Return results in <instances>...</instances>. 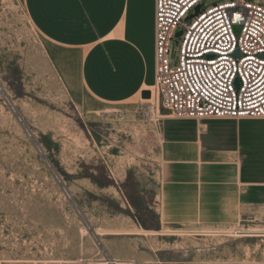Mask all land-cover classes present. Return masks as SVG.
<instances>
[{
	"label": "rangeland",
	"instance_id": "obj_1",
	"mask_svg": "<svg viewBox=\"0 0 264 264\" xmlns=\"http://www.w3.org/2000/svg\"><path fill=\"white\" fill-rule=\"evenodd\" d=\"M181 40L170 41L171 66ZM48 47L23 0H0V264H264V235L234 233L264 228V218L158 222L160 118L137 115L155 103L106 105L69 89ZM105 107L114 111L88 113ZM129 195L140 197L151 232L140 230Z\"/></svg>",
	"mask_w": 264,
	"mask_h": 264
},
{
	"label": "crops",
	"instance_id": "obj_2",
	"mask_svg": "<svg viewBox=\"0 0 264 264\" xmlns=\"http://www.w3.org/2000/svg\"><path fill=\"white\" fill-rule=\"evenodd\" d=\"M23 4L69 89L124 106L154 86L155 0ZM159 134L160 224L235 225L264 218V118L178 119L163 111Z\"/></svg>",
	"mask_w": 264,
	"mask_h": 264
},
{
	"label": "built area",
	"instance_id": "obj_3",
	"mask_svg": "<svg viewBox=\"0 0 264 264\" xmlns=\"http://www.w3.org/2000/svg\"><path fill=\"white\" fill-rule=\"evenodd\" d=\"M202 1L155 0L157 104L139 108L142 120H158L163 111L178 119L264 118V0H229L205 10ZM177 31L179 58L171 66L169 44Z\"/></svg>",
	"mask_w": 264,
	"mask_h": 264
},
{
	"label": "bare ground",
	"instance_id": "obj_4",
	"mask_svg": "<svg viewBox=\"0 0 264 264\" xmlns=\"http://www.w3.org/2000/svg\"><path fill=\"white\" fill-rule=\"evenodd\" d=\"M150 98L148 99H143V101L145 102H154L155 104H157V95L155 93L154 87L150 88ZM114 111L113 108L111 107H105V108H101V109H89L88 113L89 114H93V115H102V116H108L110 113H112ZM143 232H151V231H146L143 230L142 228L140 229ZM226 232V231H225ZM235 234H253V235H264V228H248V229H237L234 231ZM250 235V236H251ZM114 263H117V260H113Z\"/></svg>",
	"mask_w": 264,
	"mask_h": 264
},
{
	"label": "trees",
	"instance_id": "obj_5",
	"mask_svg": "<svg viewBox=\"0 0 264 264\" xmlns=\"http://www.w3.org/2000/svg\"><path fill=\"white\" fill-rule=\"evenodd\" d=\"M129 202L131 204V206L136 210L137 212V215L139 216V219H138V223L141 227H143L144 229H150V228H153L152 225H150L146 220H145V217H144V213H141L143 210H142V205H141V201H140V197L137 196V195H129ZM147 215H149V217H151L150 213Z\"/></svg>",
	"mask_w": 264,
	"mask_h": 264
},
{
	"label": "water",
	"instance_id": "obj_6",
	"mask_svg": "<svg viewBox=\"0 0 264 264\" xmlns=\"http://www.w3.org/2000/svg\"><path fill=\"white\" fill-rule=\"evenodd\" d=\"M198 11H199V5H197L194 8V13L193 14H190L189 16H187L186 19H190V18L194 17L198 13ZM181 34H182L181 31H177L176 34H175V36H179ZM237 54L238 53L236 52L235 55H237ZM236 85L238 86V83L237 82H236ZM150 95H151V93H150L149 90H144V91L141 92V98L142 99H148V98H150Z\"/></svg>",
	"mask_w": 264,
	"mask_h": 264
}]
</instances>
